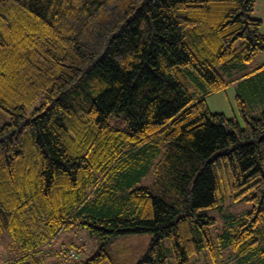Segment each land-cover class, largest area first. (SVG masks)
<instances>
[{"label":"trees","instance_id":"1","mask_svg":"<svg viewBox=\"0 0 264 264\" xmlns=\"http://www.w3.org/2000/svg\"><path fill=\"white\" fill-rule=\"evenodd\" d=\"M254 5L0 0V233L19 251L7 264H38L25 257L71 225L103 240L151 232L136 264H166L164 237L176 264L213 257L205 208L227 197L251 206L216 247L264 264V108L236 97L240 125L205 100L235 80L264 92V70L232 76L264 49ZM106 260L101 246L78 264Z\"/></svg>","mask_w":264,"mask_h":264},{"label":"rangeland","instance_id":"2","mask_svg":"<svg viewBox=\"0 0 264 264\" xmlns=\"http://www.w3.org/2000/svg\"><path fill=\"white\" fill-rule=\"evenodd\" d=\"M250 15L262 20L259 30L264 34V0H255V5ZM219 70L221 69L219 68ZM261 70H264V49L254 54L250 60L244 62L241 65V69L233 71L232 76L237 77L241 73H251L254 74V78L251 80L256 81L257 75ZM224 77L227 78L228 75L224 73ZM246 82L242 81L240 83L235 80L228 83L224 88L207 94L205 100L208 109L211 112H222L227 117H235L241 125L243 121L236 102V97H238L242 98L241 103L252 114H258L264 108V92H262L259 83H257V89L247 90L245 85L248 83ZM8 118L9 114L0 109V124L6 122ZM152 176V170L148 168L138 183L151 186ZM250 206L251 202L249 200H235L227 197L220 201L216 207L205 208V213L215 219V223L210 230L215 245V254L212 257L209 250L202 249L198 253L190 255L189 261L185 264H239L229 247H216V245L219 240L218 235L221 233L222 226L228 215L238 214L247 210ZM150 237L151 232L149 231H129L103 240L90 232L85 226L71 225L61 228L46 247L26 256L25 260L30 263L37 261L38 264H78L79 260L90 256L102 246L107 253L105 264H136L145 252ZM161 244L166 264H176L169 238L164 237ZM18 253L16 245L12 244L9 236L1 232L0 264H7V261Z\"/></svg>","mask_w":264,"mask_h":264}]
</instances>
